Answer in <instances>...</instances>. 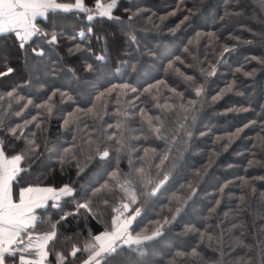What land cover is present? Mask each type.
Instances as JSON below:
<instances>
[{
  "label": "snow or ice",
  "instance_id": "1",
  "mask_svg": "<svg viewBox=\"0 0 264 264\" xmlns=\"http://www.w3.org/2000/svg\"><path fill=\"white\" fill-rule=\"evenodd\" d=\"M260 3L264 7V0H260ZM120 7L121 0H107L106 3L95 0L94 7H90L86 0H73L69 3L59 0H0V42L11 41L16 49L13 52L0 48V77H19V82H13L5 91L0 92V102H3L0 103V264H49L51 253L56 256V264H77V261L78 264H202L203 258L198 247L190 246L191 251L181 250L178 243H172L175 238L169 234L183 225L181 235L195 232L200 242H207L209 246L218 240L210 230L212 226L206 221L221 207L230 182L225 180L221 183L212 179L210 169L215 163L214 157L219 154L217 152L209 156L207 163L197 169L191 179H186L185 185H182L186 188L182 197L173 195L169 198L168 204L164 205L168 209L167 214L150 221L153 227H142L138 218L142 217L145 202L158 201L173 175L185 170L181 161L184 153L192 150L197 106L199 98L205 92L200 78L207 81L208 78L215 77L220 66L227 63L228 56L239 44H250L252 41L232 36L231 39L238 43H218L219 37L215 33L204 34L208 37L206 46L212 47L215 60L208 62L205 67L198 56L193 57L200 63L199 77L195 72L189 75L181 71L174 61H170L169 68L182 77L191 90L186 97L185 92L160 80L147 84L142 91L129 82L119 85L108 82L109 86H105L113 67L109 66L104 54L97 55L93 49V41L99 43L103 34L96 30L95 25L90 24L86 26L87 36L82 30L78 35L68 37L73 42L72 47L68 48L69 53L73 49L80 50L82 46L86 52L92 53L82 65L84 74H77L74 68L67 69L77 87L66 86L52 79L59 72L65 71L60 67L62 59L54 56L64 33L60 31L56 23L57 17L53 14H85L89 22L96 17L120 21L121 18L114 15V10ZM124 11L129 13L127 21L131 27L136 18L142 17L144 9L139 6L134 9L124 7ZM188 11L191 12L192 9ZM168 15H175V10ZM159 19L163 22L166 17L161 16ZM186 21H189L188 15H184L175 27H168V31L175 33ZM154 27L158 28L159 25ZM253 35L264 37V32H253ZM200 36L197 32V47L200 46ZM130 42L136 43L134 35L130 34ZM189 44H193V41L190 40ZM189 51L185 46V52ZM17 55L23 56V66L19 70L11 63L12 57ZM253 59L264 65V58ZM177 60L184 64L179 57ZM185 66L192 67L191 64ZM114 69L116 73L123 74L139 72L137 65L131 60H121ZM256 71V68L245 70L243 65L235 68L234 79L227 82L211 99L217 101L226 92L235 89L236 73L254 77ZM33 88L42 91L37 95L30 91ZM114 91L118 97L133 93L136 100H150L158 114L153 115L140 108L141 124L156 139L163 140L168 145L166 150L157 156L155 148L151 151L145 148L143 155L136 156L139 163L134 162L132 153L136 149L130 140L138 137L130 133L134 131L131 117L135 113H130L127 108L117 110L115 126L110 123L102 124L99 129L93 126L90 131L83 132L81 124L84 129L89 128L83 118L90 116L93 120L99 119L104 106L101 104L98 111L96 101L102 100L106 95L110 96ZM57 95L59 103L67 104L69 109L67 115L62 117L61 127L70 133H82L79 137L73 135L71 142L52 141L44 135L47 132L44 125L57 111ZM125 103L131 105L132 101L129 99ZM36 109L39 111L33 114ZM59 111L64 112L65 109ZM177 112L183 122L179 124L178 131L167 134L164 114ZM113 127L116 131H108ZM246 127L247 124L229 134L221 151H226ZM199 135L204 136L205 133L199 132ZM221 139L222 137H216L217 141ZM259 140L264 149V137ZM177 141H180L179 147ZM123 156L128 158L127 171L121 168ZM53 160L57 163L53 164ZM253 163L249 159V166ZM34 164L36 171H54L57 166L61 173L68 169L69 174L76 179L61 181L59 184H42L28 178L34 171ZM227 167L232 165L228 164ZM244 183L247 184V181ZM205 185L213 188L215 194L208 193ZM202 192L209 195L212 201L204 206L208 216L199 213L204 222L203 231L193 220L185 219ZM228 194L231 195L230 191ZM239 199L243 203L246 197L241 195ZM105 213L110 220L105 230L89 232L87 235L80 231L75 234V238L65 235L64 240H72L71 245L67 249L57 250V245L61 242V230L68 224L69 217L76 219L78 223L81 217L85 222L91 219L99 221L104 218ZM224 215L227 216L228 213L225 212ZM44 225L47 227H42ZM219 241L222 244V236ZM235 243L237 246L251 248V245L244 244L240 239ZM162 244L167 246L161 247ZM257 244V264H264V242L257 241ZM220 251L221 258L214 264H223L225 253L222 247ZM251 260L249 257L243 264H249Z\"/></svg>",
  "mask_w": 264,
  "mask_h": 264
},
{
  "label": "trees",
  "instance_id": "2",
  "mask_svg": "<svg viewBox=\"0 0 264 264\" xmlns=\"http://www.w3.org/2000/svg\"><path fill=\"white\" fill-rule=\"evenodd\" d=\"M59 2L69 3L73 0H59ZM106 3L107 0H102ZM90 7H94L95 0H86ZM179 5V7H177ZM139 6L144 9L142 17H138L129 26L127 16L129 13L124 11V7L135 8ZM188 9H192L191 12ZM175 10V15L169 16L168 13ZM233 13H239L234 15ZM57 17L60 31L64 33L60 46L54 56L62 59L60 67L65 71L59 72L52 79L57 80L60 84L77 87L72 82L71 73L67 69L74 68L77 74L82 72V65L85 58H90L92 53L86 52L82 46L80 50L71 53L68 48L72 47L73 42L68 38L69 35H78L80 31H85L86 26L95 25L96 30L103 34V38L99 43L93 41V49L97 55L104 54L108 58V64L113 67L112 73L108 75L105 86L110 84L119 85L129 82L133 87L140 88L147 84H154L155 81H167L170 85L175 86L178 91L185 92V96L191 91L188 84L182 77L169 68V62L174 61L176 67L181 71L191 75L195 72L199 77L200 63L193 59L198 56L200 61L204 62L207 67L208 62H214L215 56L211 46L208 45V37L204 34L212 32L219 37V42H227L229 44L238 43L232 40V36H238L240 40H250V44H239L235 51L227 58V63L220 66V70L215 77L208 78L204 81L200 78V82L204 83V95L200 97L198 104L197 120L193 127L195 133L192 141V150L186 151L181 163L185 166V170L178 174H174L167 189L160 196L159 200L153 203L148 200L143 205L142 217L138 218L141 226L153 227L150 221L158 220L161 215L167 214L168 209L164 207L169 202V198L173 195L182 197L186 191V179H191L197 169H201L209 159L213 152L219 153L215 159L210 171L213 173V181L219 180L223 183L229 181L228 189L222 200L221 207L217 209V213L206 221L211 225V231L217 236L218 240L209 246L207 242L201 243L197 233H188L181 235L183 225L172 230L169 234L175 238L173 244L178 243L181 250L191 251L190 246H196L200 249L202 255V264H214L221 258V247L225 255L223 256V264H243L244 260L251 257L249 264H257L259 259L257 253L259 246L257 241L264 242V149L260 146V137H264V65L257 62V58H264V37L253 35V32H264V7L261 6L260 0H121V7L114 10V15L119 16L120 21L101 20L96 17L89 22L85 14L72 12L54 13ZM184 15L189 16V21L181 25L175 33L168 31V27H175ZM165 16L166 19L161 22L159 19ZM151 17V19H149ZM223 18V19H222ZM159 25V27H154ZM251 30V31H250ZM199 32V47L196 46V33ZM130 34L136 37V43L130 42ZM193 44H189V41ZM87 41H85L86 43ZM106 42V46H105ZM185 46L189 48V52H185ZM0 48L10 49L15 52V45L11 41L0 42ZM184 61L181 64L179 60ZM207 57V60L205 59ZM121 60H131L137 65L138 73L123 74L116 73L114 66H118ZM11 63L15 64L19 69L23 66V56L17 55L12 57ZM191 64L192 67L185 65ZM244 66L245 70L251 71L256 68L254 77H245L240 73H236V86L232 92H226L219 100L213 101L212 96L225 87L227 82L234 79L233 71L235 68ZM13 82H19L18 76L0 77V92L5 91ZM162 87V86H161ZM187 89V91H186ZM30 91H40L35 88ZM118 91V89H117ZM166 91V89H165ZM194 96V93L192 94ZM131 99L132 104L125 102ZM57 103V111L49 118L44 125L47 132L44 134L52 141L60 143L71 142L72 136L79 137L81 132H69L66 128H62V117L67 115L69 110L67 104L59 103V96L55 98ZM39 102V101H38ZM3 103V102H0ZM97 110L100 111V105L103 104V110L100 111V118L93 120L90 116L84 117V123L89 125L88 129H81L83 132L90 131L93 126L97 129L102 124L117 123V110L127 108L130 113H135L131 117L134 123L131 127L134 129L130 135L138 137V139L130 140L131 145L136 149L132 153L134 162L137 154L143 155L144 149H156L158 156L162 151L168 148V145L160 139H156L141 124V116L139 109L144 108L150 114H158L153 108L150 100L145 101L135 99V94L129 93L128 96L120 95L119 97L114 91L110 96L106 95L102 100L96 101ZM246 108L247 111H236V109ZM60 109H65L60 112ZM228 109H232L228 111ZM38 109L33 110L35 114ZM165 128L167 134L179 130L180 114L165 113ZM244 131L235 139L226 151H221L224 143H227L229 134L235 132L237 128L244 125ZM108 131H116L115 127ZM199 132H204V136H200ZM222 137L220 141L216 137ZM180 141H177V147ZM175 151V149H174ZM252 159L254 163L249 166L248 161ZM158 162V161H157ZM53 164L57 162L52 161ZM231 164L232 167H227ZM34 171L28 177L42 184H59L61 181L67 182L70 179L75 180L74 175L69 174V170L65 169L61 173L59 166L56 169H46L44 171H36V165H32ZM121 168L128 170V158H121ZM247 181V184L244 183ZM207 192L215 194V190L205 185ZM254 190V191H253ZM231 193L229 195L228 193ZM246 197L241 203L240 196ZM211 197L203 192L198 198L197 204L189 209L186 220H193L197 227L203 231L202 217L208 216L205 205L211 204ZM54 213L55 210H52ZM228 215L225 216L224 213ZM110 220L108 214L101 220L91 219L87 222L81 217L79 223L76 219L69 217L68 224L61 230V242L57 245V250L67 249L72 240H64V236L75 238V234L83 231L84 235L89 232L98 233L106 229ZM236 227H233V225ZM46 228L47 226H42ZM222 236V244L219 238ZM81 242L83 237L80 238ZM244 241V244L251 245V248L237 246L236 240ZM162 244L161 247H166ZM157 259L159 256L156 257ZM243 258V259H242ZM49 264H56V256L54 253L49 255ZM78 264V261H77Z\"/></svg>",
  "mask_w": 264,
  "mask_h": 264
}]
</instances>
